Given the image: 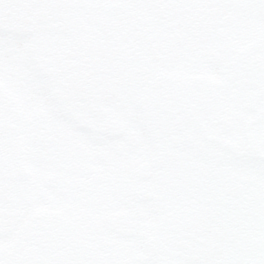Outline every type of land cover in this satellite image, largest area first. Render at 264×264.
<instances>
[{
  "label": "snow or ice",
  "instance_id": "1",
  "mask_svg": "<svg viewBox=\"0 0 264 264\" xmlns=\"http://www.w3.org/2000/svg\"><path fill=\"white\" fill-rule=\"evenodd\" d=\"M0 264H264V0H0Z\"/></svg>",
  "mask_w": 264,
  "mask_h": 264
}]
</instances>
